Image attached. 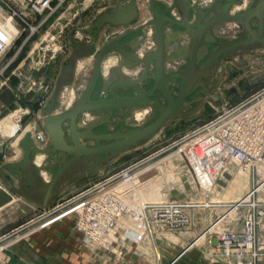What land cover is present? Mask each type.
<instances>
[{
	"label": "rangeland",
	"instance_id": "rangeland-1",
	"mask_svg": "<svg viewBox=\"0 0 264 264\" xmlns=\"http://www.w3.org/2000/svg\"><path fill=\"white\" fill-rule=\"evenodd\" d=\"M126 1L68 0L61 10L48 19L39 33L29 39L19 50H17L19 41H16L10 47L0 59V65L8 63L7 71L0 77V141H4L5 145L12 144V146H16L18 138L24 132H29L26 130L29 127V122L34 123L31 128L42 131L40 119L38 118L40 105L48 97L57 70L67 54V52L64 55L57 53L49 58L52 55L50 51L53 50L50 45L49 52H45L43 57L41 51L44 45L47 44L45 36L48 34L55 35L60 30V44L65 46L67 34L76 31L80 41L85 42L87 41L85 35L81 34L80 31L91 24L102 12ZM152 1L153 4H156L155 0ZM136 8L138 14L133 25L140 26L150 20V16L146 11V0H137ZM167 16H170V9H167ZM149 32L153 37L152 27L145 31L146 34H149ZM140 33L143 35V32ZM211 50L207 44L199 48L197 67L202 65ZM38 60L41 61L38 70L28 68L29 66L35 67L34 63L36 64ZM81 62L84 63V66L79 70L75 66V77L72 84L67 88H63L57 96V104L54 110L57 114L65 112L70 107L71 103L77 99L82 86L87 82L92 60L88 59L87 62L81 60L78 64ZM174 62L179 64L180 60ZM112 65H114L113 59L106 60L103 64L102 75H105ZM221 67L208 91V95L216 99L213 101L206 97L202 91L197 90L193 96L199 95L202 99L196 103L195 110H187L182 115L170 119L153 138L141 143L138 149H131L127 154L120 156L111 165L110 174L113 175L125 169L128 165L145 161L140 167L138 166L131 171L130 177L132 179L126 182H117V180L103 186L104 192L112 190L114 187L117 190L121 188L129 190L135 188L137 190L140 188L138 185L144 183L141 185V196L144 202H167L184 206L183 214L187 218L185 227L174 232H168L149 223L141 234V240L136 243H126L120 249H105L100 246L91 248L73 228L75 216L71 210L79 208V206L74 207V205L85 199L81 198L63 206L57 212L41 220L39 218L31 222L20 232L1 238L0 255H3L4 250L12 243L22 240L28 232L68 218L72 222V230L77 236L79 246L88 253L94 254L95 258L108 251L112 257L125 254L126 261L129 264H216L210 261V257L214 253L216 235L224 230L226 219L233 217V215L235 218L242 211V208H237L231 212L229 205L240 201L245 202L248 199L249 204L254 203L264 207V151L258 161L247 167H240L234 162L227 163L212 188L203 191L197 184L192 182L190 177L184 175L183 162L177 154L179 146H174L182 137L219 113V106H222L224 102L227 105L222 108L237 106L247 101L250 104L264 103L263 50L238 54L236 57L223 62ZM165 72L167 74L175 73L170 68ZM22 80L23 84L20 85L19 82ZM28 80H33L38 84L29 86ZM147 86L149 85L147 84ZM99 88L100 86L97 87L94 98L101 97L103 94ZM172 91L175 92V88H172ZM144 114V112L135 113L133 116L134 121L128 120L127 124L133 126L142 124L147 116V114L145 116ZM94 121L92 120L91 123ZM88 123L84 122V116H80L76 124L77 127H84V124ZM42 158V156H39L35 160L36 164L39 161L41 162ZM125 161L126 164L123 166ZM43 168H45V161L38 167L39 170ZM144 170L147 171L142 173ZM105 179H107V176L94 180L80 192L66 200L92 188ZM136 181L138 184L133 186ZM130 185L132 186L130 187ZM66 200L59 202V204L64 203ZM72 206L73 209H71ZM33 213L32 211L27 213L26 207L19 203L3 209L0 211V235L5 230L20 224L28 218H32L35 214ZM118 224L123 231L130 230L128 227L131 225L127 220L124 219ZM131 254L138 256V259H129L128 255ZM104 256L109 258L110 255Z\"/></svg>",
	"mask_w": 264,
	"mask_h": 264
},
{
	"label": "water",
	"instance_id": "water-1",
	"mask_svg": "<svg viewBox=\"0 0 264 264\" xmlns=\"http://www.w3.org/2000/svg\"><path fill=\"white\" fill-rule=\"evenodd\" d=\"M135 1L128 0L120 7L102 12L83 28L82 33L90 37L89 44L74 41L71 34H67L69 54L62 60L52 89L40 110V125L47 143L41 148L37 147L30 132H24L18 138L16 147L20 151L19 159L0 164V209L20 200L44 210L60 187L97 173L111 160L149 141L170 119L182 115L188 108L195 110L196 103L202 97L187 99L196 89H201L206 97L214 100L208 95V91L222 60L253 50H264V0H248L249 5L235 13H230V10L223 12L221 6L236 0H211L202 8H198L199 0L192 3L173 0V6L179 13L178 20L160 14L153 1L147 0V10L151 16L148 22L137 28H126L122 34L96 48L98 33L104 25L128 27L136 20ZM226 23L237 26L235 35L231 38L215 36V28ZM165 25L194 31L185 65L172 75L164 70ZM146 27L153 28L154 49L138 57L120 45L121 41ZM206 35L212 39L208 44L213 49L202 65L197 67V53L200 47L207 44L204 41ZM111 52L131 64L125 67L126 73L134 71V66H140L141 74L134 79L119 80L115 70H112L101 78V60ZM85 57L92 59L85 88L65 112L55 113L59 92L71 85L75 66ZM147 84L149 89L138 95L121 96L116 93L117 89H143ZM99 86H102L106 97L94 98ZM171 88H175V92ZM119 111H124L125 114L119 122L118 131L99 134L92 132L109 122L112 115ZM136 112L149 113V116L142 124L125 129V119ZM90 113L105 114L106 118L102 123L78 131L77 117ZM64 123H67V133L63 129ZM86 141L92 142V145H87ZM37 155L45 156L55 165V171L47 180L42 178V173L33 163ZM41 163H44L43 158Z\"/></svg>",
	"mask_w": 264,
	"mask_h": 264
},
{
	"label": "built area",
	"instance_id": "built-area-1",
	"mask_svg": "<svg viewBox=\"0 0 264 264\" xmlns=\"http://www.w3.org/2000/svg\"><path fill=\"white\" fill-rule=\"evenodd\" d=\"M67 1L0 0V59L16 41H19L17 49L19 50L29 39L38 34L48 19L61 10ZM186 1L192 3L194 0ZM210 1L199 0L198 6L204 7ZM247 4L249 5L248 0H242L235 8L244 10ZM169 17L174 20L179 19L175 7L171 8ZM7 23L11 24L9 33L3 27ZM230 24L232 27L229 31L224 29L220 31L223 35L220 36L221 38H231L235 35L238 28L235 24ZM81 31L80 33L84 34ZM60 33L59 30L55 35L45 36L47 44L41 51L42 56L45 52H49L50 45L53 50L50 51L52 55L49 58L57 53L64 55L67 52L66 56L69 54L68 41L65 46L60 44ZM69 33L74 41L81 42L77 37L78 32ZM84 35L87 41L81 43L89 44L90 37ZM152 49H154V39L149 32L148 40L137 49L136 55L141 57ZM176 64V62L170 65L165 63L164 67L175 70ZM34 65L38 67L28 68L38 70L41 61L38 60ZM7 68L8 63L0 65V77ZM19 83L22 85L23 80ZM36 84L38 83L33 80L29 81V86ZM45 101L40 105L39 112ZM30 133L37 147L46 145L47 137L43 130L36 131L33 128ZM174 146H179L177 154L183 162L184 175L190 177L200 189L208 191L227 163L234 162L240 167H247L260 159L264 151V103L250 104L247 101L237 106L221 108L211 120L182 137ZM143 162L129 165L92 188L82 191L64 203L57 204L55 208L44 213L40 220L67 204L85 198L81 203L74 205V207L79 205L78 209L71 210L75 216L73 228L89 247L100 246L105 249L114 245L123 247L126 243L140 241L141 234L149 223L168 232L182 229L187 224L182 205L167 202L156 204L137 202L133 191L127 188L103 191V186L110 182L128 181L131 178V171L140 167ZM136 184L137 181L133 186ZM142 184L144 183H140L138 187ZM94 191L96 192L93 193ZM124 198L131 199L129 205L125 204ZM237 208H242V211L235 218L233 215L226 219L224 230L216 235L214 253L210 261L216 264H264V207L254 203L249 204L247 199L245 202L236 203L233 211ZM120 218L132 220L129 231L118 230L117 222ZM138 226L141 228L138 229Z\"/></svg>",
	"mask_w": 264,
	"mask_h": 264
},
{
	"label": "crops",
	"instance_id": "crops-1",
	"mask_svg": "<svg viewBox=\"0 0 264 264\" xmlns=\"http://www.w3.org/2000/svg\"><path fill=\"white\" fill-rule=\"evenodd\" d=\"M110 1L113 2L114 0H109V2ZM155 1H156V4H154L155 9L160 14L165 15V16H167V9L171 10V8L174 7L172 4V0L171 1L170 0H166V1L155 0ZM136 2L137 0L135 1V3ZM240 2H242V0H236L235 2L225 3L221 6V10L223 12L230 10V13L240 12L243 10L242 8L240 9L235 8V5L239 4ZM124 3H121L120 5L114 6L112 8L120 7ZM198 8H202V7L199 5ZM150 19H151V16H150ZM137 27L138 26H134L133 23L129 25L128 27H114L111 25H104L98 33L97 42H96L95 47L99 48V46L104 44L106 40L110 39L113 36L119 35L126 28H137ZM231 27L232 25L230 23L218 25L215 28L214 35L221 38L220 36H223V35L220 34V31L222 29L229 31ZM148 29L149 27H146L141 31L143 32V35L139 32L135 35H132L124 39L121 43V46L125 48L127 51L134 50L136 53L137 49L139 47H142V45L148 40L149 34L145 33V31ZM163 33H164V45H165V61H166L165 63L171 64L170 62H174L175 60L179 59L180 63L178 65L180 69H182L186 62L188 53H189V48H190V45H191V42L194 36V31L193 30H183V29L173 27L170 25H165L163 27ZM225 38H229V37H225ZM204 41L205 43H207L208 47L213 49V47L208 44L212 42V39L210 38V36L206 35L204 38ZM107 57L101 60L102 69H103V64L105 63L106 60L113 59L114 65L108 68L106 74L110 70L113 69L115 70L119 80L134 79L142 72V68L140 66H134V71L126 73L125 67L131 66V64L127 63L126 61L122 59H119L118 56H112L110 54V55H107ZM88 59L90 58L85 57L82 60L84 62H87ZM227 60H230V59L222 60L218 64L214 77L217 76V73L219 72V70H221L222 68L221 64ZM77 65H76V68H77ZM168 69L167 67L166 68L164 67L165 71H167ZM58 71H59V68L57 70V74H58ZM171 71L176 72L175 70H171ZM105 75H102V70H101V78H104ZM74 77L75 75L73 73L72 81H74ZM99 90L101 91L103 90L102 86H100ZM132 91L133 90H129V89L120 90L121 93H125V94H130ZM215 99L216 98H214V100ZM226 105L227 104L225 102L222 103V106H219V109H221L222 107H225ZM38 114H39L38 118L41 119L40 112ZM102 116L103 114L95 113V117L97 119ZM28 126L29 128H31L34 126V123L29 122ZM139 145L136 148H133V150L138 149ZM127 153L128 152L124 154H127ZM120 156L111 160L108 164L103 166L97 173L87 176L82 179H76L70 184L68 185L65 184L63 187H60L56 195L50 200V202L48 203L47 207L44 210L30 206L29 204L23 201H20V200H16L13 203L1 208L0 211L13 206L14 204L19 203L23 205L24 207H26L27 213H29V211H32L35 214L33 213L34 215L32 218H28L27 220L22 221L20 224L5 230L2 233V235H0V239L4 237H8L16 232H20L24 230L31 222L41 218L44 213L49 212L51 208H53V206H56L57 204H59V202H62L66 200L67 198H69L70 196L80 192L84 187L92 183L94 180H97V179L99 180L105 176L109 177L111 175L110 174L111 165H113V163H115L120 158ZM19 157H20V151L15 145L14 146H12V144L5 145L4 141H0V164L4 162H14L18 160ZM43 158L45 161V168L39 171L40 173H42L43 178L47 180L48 176L50 177L51 174H53V172L55 171V165L50 160H48L45 156H43ZM36 159L37 158L34 159V162ZM123 163H124L123 164L124 166L126 164V161ZM146 171L147 170H144L142 173ZM112 248L120 249L121 247L114 245ZM103 253L104 254H102V256H98V257L96 256L95 258L94 254H92L91 252L88 253L86 250L82 249L79 246L76 234H74L72 230V222L68 220L67 218L64 221L59 220L55 224H50L48 226L44 225V226H41L40 228H37V229H34L28 232V234L24 236L22 240L12 243L9 247H7V249L4 250V254L0 255V264H129V262L126 261L125 254H123L122 256H118V257H112L111 253L108 251L103 252ZM108 254L110 256L109 258H106L104 255H108ZM128 257L129 259L130 258H133L135 260L138 259L137 258L138 256H136L135 254L128 255Z\"/></svg>",
	"mask_w": 264,
	"mask_h": 264
},
{
	"label": "flooded vegetation",
	"instance_id": "flooded-vegetation-1",
	"mask_svg": "<svg viewBox=\"0 0 264 264\" xmlns=\"http://www.w3.org/2000/svg\"><path fill=\"white\" fill-rule=\"evenodd\" d=\"M172 4H173V0H172ZM147 9V8H146ZM176 9V8H175ZM147 12H148V10H147ZM148 14H149V12H148ZM135 22V21H134ZM134 22H132V23H134ZM153 29V28H152ZM124 32V31H123ZM120 34H122V33H120ZM119 34V35H120ZM119 35H116V36H119ZM116 36H113V37H111L110 39H108V40H106V42H108L109 40H112L113 38H115ZM153 39H154V31H153ZM105 42V43H106ZM121 43H122V41L120 42V45H121ZM154 47H155V39H154ZM125 49V48H124ZM126 50V49H125ZM151 51V50H150ZM130 52H132L135 56H137L136 55V53H135V51L133 50V51H130ZM112 55V56H118L117 54H115V53H108V54H106L103 58H105V57H107V55ZM119 57V59H122L120 56H118ZM108 58V57H107ZM123 60V59H122ZM125 61V60H124ZM166 62V61H165ZM185 65V64H184ZM184 67V66H183ZM113 70V69H112ZM112 70H110L105 76H107ZM181 69H180V67H179V65L178 64H176V67H175V73H177L178 71H180ZM131 72V71H130ZM90 73V72H89ZM174 73V74H175ZM141 74V73H140ZM139 74V75H140ZM138 75V76H139ZM168 75H172V74H168ZM89 77V76H88ZM87 81H88V79H87ZM86 84H87V82L85 83V85L80 89L81 91H80V93H79V95L81 94V92L83 91V89L85 88V86H86ZM204 84L206 85L207 84V80H205V82H204ZM149 89V87L148 86H145L143 89H137V88H135V89H133V91L130 93V94H125V93H121L120 92V90H125V89H117L116 90V93L118 94V95H121V96H132V95H138L140 92H142V91H145V90H148ZM197 90H200V91H202L201 89H196L195 91H194V93L197 91ZM119 91V92H118ZM171 91H172V88H171ZM102 95H101V98L102 97H106L107 95H106V93H105V91L104 90H102ZM194 93L192 94V96L189 98V99H187V100H194L197 96H199V95H195V96H193L194 95ZM204 94V93H203ZM78 95V96H79ZM173 97V99H175V97L174 96H172ZM78 98V97H77ZM75 101V100H74ZM73 103V102H72ZM71 103V104H72ZM195 104V103H194ZM193 104V105H194ZM187 110H191V108H188ZM187 110H185L183 113H185ZM124 114H125V112L124 111H119L118 113H116L115 115H112V117L110 118V121L109 122H107L106 124H103V125H101L99 128H97V129H94L92 132L93 133H95V134H99V133H109V132H115V131H118L119 130V127H120V120L123 118V116H124ZM133 115L134 114H132V115H130V117L129 118H127V119H125V121H124V123H123V127L125 128V129H128V128H131V127H134L133 125H131V124H127V121L128 120H133L134 121V119H133ZM146 114H144V116H145ZM80 116H84V122H86V123H88V122H90V123H88V124H84V127H77V124H76V128H77V130L78 131H83V130H85V129H87V128H89L90 126H93V125H96V124H99V123H102V122H104V120H105V118H106V115L105 114H103V116L102 117H100V118H93V117H95V113H90V114H81V115H79L78 117H77V119H76V123H77V120H78V118L80 117ZM148 116H149V113L147 114V116L144 118V120L146 119V118H148ZM87 117H88V119H87ZM92 120H95L93 123H91L92 122ZM144 120H143V122H144ZM142 122V123H143ZM63 129H64V131L67 133V123H64V125H63ZM120 132H123V130H120ZM67 143H68V141H67ZM86 144L87 145H92V142H90V141H86ZM101 144V143H100Z\"/></svg>",
	"mask_w": 264,
	"mask_h": 264
},
{
	"label": "bare ground",
	"instance_id": "bare-ground-1",
	"mask_svg": "<svg viewBox=\"0 0 264 264\" xmlns=\"http://www.w3.org/2000/svg\"><path fill=\"white\" fill-rule=\"evenodd\" d=\"M3 27H4V29L9 33L10 31H11V24H9V23H7V24H5V25H3ZM82 63V62H81ZM79 63L78 64V67H77V69L79 70V69H81L83 66H84V63ZM77 70V71H78ZM101 70H102V67H101ZM70 99V98H69ZM70 101V100H69ZM137 113V112H136ZM135 114V113H134ZM141 114V113H140ZM134 116V115H133ZM33 129V128H32ZM27 131H29L30 132V130H31V128H29V127H27V129H26ZM40 155H37V156H35L34 157V159L35 158H38ZM34 159H33V163H34V165L38 168L39 166H40V164H41V162L39 161L37 164H38V166H37V164L34 162ZM41 176H42V174H41ZM42 178H43V176H42ZM134 178V177H133ZM44 179V178H43ZM132 178H130V180H131ZM45 180V179H44ZM126 182V181H125ZM130 182V181H129ZM132 185H130V187H131ZM114 189H115V187H114ZM141 189H142V186H140V188H138L137 190H135V188H133L132 189V191L134 192L133 194H134V196L136 197L135 198V200L137 201V202H144L143 201V198H142V196H141V194H142V192H141ZM115 190H117V189H115ZM125 199V204L127 205L128 203H130L129 201L131 200V199H129V198H124ZM159 203V202H158ZM150 204H156V203H152V202H150ZM234 204V203H233ZM125 205V206H126ZM129 205V204H128ZM79 205H76V207H78ZM231 207V212H233V210L232 209H234V207H235V204H234V206L232 207V205L230 206ZM74 210H76V208L74 209ZM122 220H124V218H120L119 219V221L117 222V228H118V230L119 231H121L122 229H120V227H119V224L118 223H120V222H122ZM126 220V219H125ZM130 224L132 223V220H127ZM139 227V226H138ZM128 228H130L131 229V226L130 227H128ZM141 227H139L138 229H140Z\"/></svg>",
	"mask_w": 264,
	"mask_h": 264
}]
</instances>
